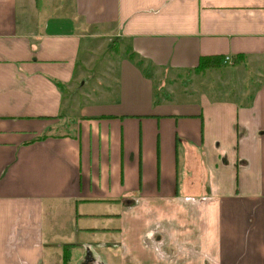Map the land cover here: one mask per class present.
<instances>
[{
  "label": "crops",
  "instance_id": "crops-1",
  "mask_svg": "<svg viewBox=\"0 0 264 264\" xmlns=\"http://www.w3.org/2000/svg\"><path fill=\"white\" fill-rule=\"evenodd\" d=\"M65 244L67 264H264V0H0V264Z\"/></svg>",
  "mask_w": 264,
  "mask_h": 264
},
{
  "label": "rangeland",
  "instance_id": "rangeland-1",
  "mask_svg": "<svg viewBox=\"0 0 264 264\" xmlns=\"http://www.w3.org/2000/svg\"><path fill=\"white\" fill-rule=\"evenodd\" d=\"M257 68L250 67L248 69H243L240 72H232L231 75L226 76L231 77L230 80V88L235 93H238L239 91L245 89V90H254V87L257 85L258 77L260 76L258 72L256 71ZM262 70V68H261ZM196 73H199L195 70L189 71V73H185L181 75V78L184 80L185 83H190L194 80ZM211 75L207 76L211 78V82L216 81L218 79V75ZM226 79V78H225ZM217 82V81H216ZM228 84V85H229ZM229 89V88H225ZM64 127L60 128L59 131H62Z\"/></svg>",
  "mask_w": 264,
  "mask_h": 264
},
{
  "label": "trees",
  "instance_id": "trees-1",
  "mask_svg": "<svg viewBox=\"0 0 264 264\" xmlns=\"http://www.w3.org/2000/svg\"><path fill=\"white\" fill-rule=\"evenodd\" d=\"M132 58L135 57L131 56ZM244 56L242 55H237L235 60L233 61L234 63H236L238 60L242 59ZM221 61L222 58L218 57V56H206V57H201L199 60L198 65L194 68L195 71H200L204 68L207 67H215V66H219L221 65ZM138 63H141V60H138ZM55 84L59 87L62 88V84L58 81H55ZM45 135H43L44 137ZM68 246L69 244H65L63 245V254H62V258H63V264H67L68 261Z\"/></svg>",
  "mask_w": 264,
  "mask_h": 264
},
{
  "label": "built area",
  "instance_id": "built-area-1",
  "mask_svg": "<svg viewBox=\"0 0 264 264\" xmlns=\"http://www.w3.org/2000/svg\"><path fill=\"white\" fill-rule=\"evenodd\" d=\"M223 61L224 63H232V59L230 56H225Z\"/></svg>",
  "mask_w": 264,
  "mask_h": 264
}]
</instances>
